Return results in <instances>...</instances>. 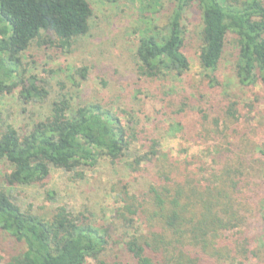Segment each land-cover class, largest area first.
Returning a JSON list of instances; mask_svg holds the SVG:
<instances>
[{"label": "trees", "instance_id": "16d2710c", "mask_svg": "<svg viewBox=\"0 0 264 264\" xmlns=\"http://www.w3.org/2000/svg\"><path fill=\"white\" fill-rule=\"evenodd\" d=\"M146 1L130 93L150 107V123H136L131 113L123 123L97 102L73 105L60 98L51 104L48 118L26 133L10 125L0 130V162L8 166L12 183L41 182L50 166L73 172L104 159L124 167L127 178L111 185L119 205L109 211L111 222L102 225L64 208L45 219L22 210L0 189V231L20 247L5 264H83L88 258L94 264H124L117 255L106 258L110 245L121 247L125 264H264L261 241L255 244L253 237L260 234L252 233L264 228V151L252 150L248 142L236 145L237 135H226L219 146L205 149L208 161H202L221 172L197 178L190 172L194 160L173 159L160 148L161 129L195 144L217 140L221 121L238 123L239 96L220 82L218 66L232 37L236 83L264 85V0ZM91 15L87 0H0V93L18 86L20 58L32 43L48 34L69 47L86 34ZM193 15L199 22L202 77L182 84L190 68L183 49ZM85 72L79 70L81 79ZM167 78L170 85L155 87L154 81ZM150 82L153 88L145 94L142 87ZM203 87L224 104L205 108L209 99L200 93ZM20 94L26 101L46 96L33 85ZM209 110L214 117L209 118ZM132 147L134 154L126 156ZM119 229L122 236L113 238Z\"/></svg>", "mask_w": 264, "mask_h": 264}, {"label": "rangeland", "instance_id": "374dc122", "mask_svg": "<svg viewBox=\"0 0 264 264\" xmlns=\"http://www.w3.org/2000/svg\"><path fill=\"white\" fill-rule=\"evenodd\" d=\"M87 1L92 7V15L88 20L86 34L74 38L69 47L59 46L58 40L52 35L44 34L43 39L32 43L28 51L21 56L16 74L18 86L0 93V130L10 125L20 135L26 133L33 124L48 118L51 104L60 98L70 99L73 105L97 102L116 113L123 123L130 118L129 113L134 116L136 123H150L152 118L150 107L143 101L138 102L135 93H130L132 84L136 81L134 53L140 34L142 15H147V1ZM168 8L169 6H166L164 12H167ZM164 21L165 19L161 22ZM198 24V17L193 15L189 25L190 33L183 49L190 60V68L182 84L189 82L194 84V81L199 82L202 77V70L197 61ZM228 39L218 66L217 77L223 85H228L229 90L232 89L235 96H239L238 123L221 121L217 132L214 133L218 137L217 140L209 139L195 144L186 143L181 135L169 136L168 129L166 132L161 129L160 132L161 150L169 152L173 159L189 162L194 160L195 163L190 162V170L192 169L190 172L196 173L197 178L198 176L209 178L208 173L211 171L219 173V167L209 168L212 167L209 162L202 161H208L205 149L209 150L211 147L213 150L212 146H219L217 141L222 140L226 135L227 137L237 135L234 142L236 145L248 142L254 145L251 147L252 150L257 148L255 150L264 151V85L257 82L249 86H241L236 83L232 70L236 46L232 37ZM84 68L85 78L81 79L79 70ZM139 80L145 81L142 78ZM167 80L168 82L154 81L155 87L170 85L171 79L167 78ZM202 80L205 81L204 78ZM31 85L39 91H45L46 96L41 99L36 98V95L31 100H24L20 92L24 88H30ZM152 88L150 82L142 87V91L148 94ZM203 88L199 90L200 93L203 92L207 95L205 99H209L205 102V108L224 104L215 91L209 92ZM140 110L143 113H140ZM211 112L209 110L207 113L209 118L214 117V113ZM216 113L219 114L218 111ZM190 116L196 117L195 113H191ZM231 129H234L235 133H228ZM219 131H221L220 136L217 134ZM133 148L135 147H132L126 156L132 157ZM203 170H206L207 174ZM9 173L8 166L0 162V189L22 210L49 219L55 210L64 208L73 214L86 215L91 221L101 222L102 225L111 222L109 211L119 206L117 195L111 191L112 183L116 179L127 178L124 167H113L104 159H100L96 165L81 166L73 172L50 166L44 180L29 186L10 182ZM132 186L136 185L132 184ZM253 232L260 234L253 237L255 244L258 240L261 241L260 260L264 261V228L252 229ZM122 233L123 229L113 231V238H119ZM118 247L121 248L110 245L106 258L113 260L117 255L118 260L123 259L125 264V256L119 253ZM19 249V245L0 231V264L9 261ZM83 264H94V262L88 258Z\"/></svg>", "mask_w": 264, "mask_h": 264}]
</instances>
